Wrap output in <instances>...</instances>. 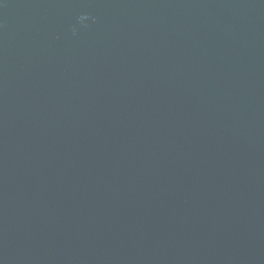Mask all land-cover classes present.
<instances>
[{
    "label": "water",
    "instance_id": "1",
    "mask_svg": "<svg viewBox=\"0 0 264 264\" xmlns=\"http://www.w3.org/2000/svg\"><path fill=\"white\" fill-rule=\"evenodd\" d=\"M0 264H264V0H0Z\"/></svg>",
    "mask_w": 264,
    "mask_h": 264
}]
</instances>
